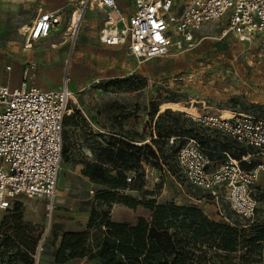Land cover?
Instances as JSON below:
<instances>
[{"label": "rangeland", "instance_id": "obj_1", "mask_svg": "<svg viewBox=\"0 0 264 264\" xmlns=\"http://www.w3.org/2000/svg\"><path fill=\"white\" fill-rule=\"evenodd\" d=\"M41 7L64 10L58 43H66L52 47L55 56L49 60L48 72L58 80L49 81L50 88L68 84L73 92L68 113L80 110L90 124L89 133H102L107 139L118 136L125 142L132 138L136 140L133 144L142 148V165L127 173L136 180L145 173L143 188L152 194L129 189L125 194L155 198L159 203L197 205L211 219L223 222L228 218L239 228L264 223V171L254 190L257 212L247 219L232 211L221 190L216 192L219 198L213 199L211 192L190 185L177 163V150L186 144L184 137L192 136L191 129L205 135L208 147L222 149L230 142L224 135L192 123L186 110H237L264 118V34L241 41L234 34L224 36L222 23H208L196 31L190 50L139 63L124 48L104 47L98 42L104 14L86 0H0V70L10 64L15 74H21L26 61L22 47L27 38L21 27L31 24ZM80 12L82 18L75 30L72 23ZM70 131L79 142L85 140L81 128L71 126ZM171 134L181 138L175 144L162 140ZM152 138H159L162 151L153 145ZM134 151L139 153L138 149ZM89 153L85 146H79L71 149L68 160L62 156L53 198L20 195L12 200L10 208L0 209V242L16 225L13 214H20L30 234L41 236L36 262L54 264L64 232L85 229L92 207L108 208L95 200L97 190L106 187L85 177L82 165L73 162ZM146 166L152 168L149 176L144 171ZM147 214L143 206L132 208L119 202L110 208L115 221L131 222ZM243 251L238 250L230 264H264V252L247 263L241 260ZM66 264L100 263L96 259H75Z\"/></svg>", "mask_w": 264, "mask_h": 264}, {"label": "built area", "instance_id": "obj_2", "mask_svg": "<svg viewBox=\"0 0 264 264\" xmlns=\"http://www.w3.org/2000/svg\"><path fill=\"white\" fill-rule=\"evenodd\" d=\"M86 1L106 9L100 40L108 46H127L139 62L190 50L196 31L208 23H222L224 36L234 34L241 41L264 34V0H134L131 13L120 0ZM60 21L58 11H41L27 28L25 46L48 36ZM35 66V62L25 66L18 86L0 84V209L9 208L20 195L53 198L56 192L63 122L73 92L68 84L60 89L37 86ZM186 113L234 139L246 152L236 156L226 152V161L215 167L195 138L184 137L187 142L177 155L182 173L215 199L221 190L238 215L252 219L258 209L254 190L264 171V118L237 110ZM180 138L171 136L169 141ZM145 171L149 176L152 168L146 166Z\"/></svg>", "mask_w": 264, "mask_h": 264}, {"label": "trees", "instance_id": "obj_3", "mask_svg": "<svg viewBox=\"0 0 264 264\" xmlns=\"http://www.w3.org/2000/svg\"><path fill=\"white\" fill-rule=\"evenodd\" d=\"M188 118L203 130L219 133ZM63 125L62 156L68 160L74 147L85 146L90 150L91 155L84 154L81 160L73 162L82 165L81 171L85 177L106 187L97 190L95 200L98 205H106L108 208L92 207L85 229L64 232L54 253V264H66L75 259H96L100 264H218L217 260L221 264H230L234 254L241 249L244 250L240 256L243 262L255 261L252 259L256 258L252 256L262 257L264 223H249L246 224L250 226L249 229L239 228L238 224L232 223L228 218L223 222L211 219L197 205L159 203L155 198L140 199L125 194L124 191L128 189L152 194L143 188L145 173L142 172L137 180L127 173L142 165V148L133 144L136 140L131 138L129 142H125L118 136L112 135L107 139L102 133H89L90 124L78 109L66 114ZM71 126L82 129L85 137L83 142H79L77 135L72 134ZM191 132V137L200 143L215 167L226 161V152L235 156L246 152L232 138L225 136L230 142L222 149L212 148L205 145L206 137L202 132L196 129H191ZM171 136L177 135L171 134L162 140L165 139L170 144L179 141L171 143ZM158 139L152 138V143L162 151ZM214 140L218 141L217 138ZM134 149H138L139 153ZM151 154L154 155L153 150ZM190 185L200 189L191 183ZM114 202L132 208L143 206L148 214L140 215L131 222L115 221L110 215ZM232 211L238 215L233 209ZM13 218L17 222L12 233L6 234L0 242V264H39L36 262V254L41 236L34 237L30 234L31 229L22 221L20 214H13Z\"/></svg>", "mask_w": 264, "mask_h": 264}, {"label": "crops", "instance_id": "obj_4", "mask_svg": "<svg viewBox=\"0 0 264 264\" xmlns=\"http://www.w3.org/2000/svg\"><path fill=\"white\" fill-rule=\"evenodd\" d=\"M119 4L122 6V7H125L127 6V10H128V13H131L133 10H134V0H120ZM103 14H104V17H103V20L101 22V27H100V30L101 28L103 27L104 25V20L106 18V9L104 8H100L98 6H96ZM43 10H51V11H58L60 14H61V21L56 24L55 26L52 27L50 33L48 36L46 37H42L38 40H35L33 41V45L31 47H26L25 44L27 42V38L23 44V47H22V50H23V56L24 58H26V61L23 63L22 65V69H21V74H15L13 71H14V66L13 65H10L11 66V69L10 70H7L6 67L9 66L7 65L5 67V70H0V84H4V83H7V84H10L11 86H18L21 81L23 80L24 78V69H25V66L27 65H31L32 63H36V66L35 68L32 70V72L35 73V77L33 78V82L43 88V89H51L50 87V84H49V81H56L58 80V78L56 77L55 74H51L50 72H48V65H49V60L52 56H55L51 51H52V47H57L59 45H64L66 42V40L62 43H58L60 42L59 41V37L62 33V17H63V13H64V10L62 7H56V8H44V7H41L39 12H38V16L39 14L41 13V11ZM75 13V12H74ZM73 13V15H74ZM37 16V17H38ZM35 21V20H34ZM33 21V22H34ZM33 22L31 24H28V25H24L21 27L22 31L24 34H26V36H28V33H27V28L29 26H31L33 24ZM100 30L98 32V42L104 46V47H109V48H121V49H125L129 52V55H131L135 61L139 62L137 60V58L130 52L129 48L127 46H108L106 44H104L101 40H100ZM23 58V59H24ZM141 63V62H139ZM89 155H91L89 153Z\"/></svg>", "mask_w": 264, "mask_h": 264}, {"label": "bare ground", "instance_id": "obj_5", "mask_svg": "<svg viewBox=\"0 0 264 264\" xmlns=\"http://www.w3.org/2000/svg\"><path fill=\"white\" fill-rule=\"evenodd\" d=\"M81 14V15H80ZM80 14H77V16L75 17V19L73 20V23H72V26L75 27V30H76V26L78 25L79 21L81 20L82 18V12H80Z\"/></svg>", "mask_w": 264, "mask_h": 264}]
</instances>
